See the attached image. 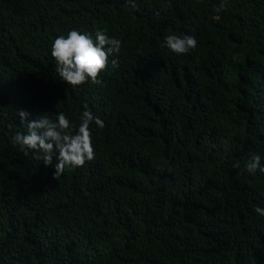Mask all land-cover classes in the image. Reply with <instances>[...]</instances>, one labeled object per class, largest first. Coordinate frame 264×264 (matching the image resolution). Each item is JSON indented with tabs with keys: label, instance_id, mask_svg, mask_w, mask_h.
<instances>
[{
	"label": "trees",
	"instance_id": "trees-1",
	"mask_svg": "<svg viewBox=\"0 0 264 264\" xmlns=\"http://www.w3.org/2000/svg\"><path fill=\"white\" fill-rule=\"evenodd\" d=\"M135 2L0 0V264H264V0ZM71 30L122 42L100 85L55 71ZM21 109L91 111L94 159L55 179L13 143Z\"/></svg>",
	"mask_w": 264,
	"mask_h": 264
},
{
	"label": "clouds",
	"instance_id": "clouds-1",
	"mask_svg": "<svg viewBox=\"0 0 264 264\" xmlns=\"http://www.w3.org/2000/svg\"><path fill=\"white\" fill-rule=\"evenodd\" d=\"M128 4L132 9L139 10L135 0H128ZM227 6L228 0H220L215 10L221 12ZM121 47L120 40L110 38L102 31H96L93 37L91 33L71 30L67 37L61 35L54 40L51 55L56 61L55 71L67 85L80 86L89 80L94 85H100L102 81L98 77L106 69L109 57L119 55ZM162 47L176 55H187L198 47V41L194 35H167ZM112 66L118 67V61L113 60ZM84 107L87 109V105ZM18 115L21 123L26 125L27 133L16 134L13 143L20 146L25 156L31 153L34 158L42 159L45 166H52L55 158V179L66 169L83 167L94 159L90 125L95 122L103 128L104 124L91 111L82 113L80 125L75 131V126L63 112L58 113L55 120L47 115L29 120L30 113L22 109ZM236 167L240 166L237 164ZM246 171L252 175L257 171L264 173L259 155H253L248 160ZM255 212L264 216V208L258 206Z\"/></svg>",
	"mask_w": 264,
	"mask_h": 264
}]
</instances>
